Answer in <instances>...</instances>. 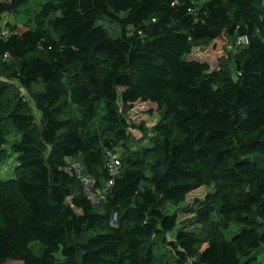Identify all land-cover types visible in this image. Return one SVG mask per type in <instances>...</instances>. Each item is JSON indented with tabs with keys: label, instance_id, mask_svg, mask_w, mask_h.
Listing matches in <instances>:
<instances>
[{
	"label": "trees",
	"instance_id": "obj_1",
	"mask_svg": "<svg viewBox=\"0 0 264 264\" xmlns=\"http://www.w3.org/2000/svg\"><path fill=\"white\" fill-rule=\"evenodd\" d=\"M28 2L0 0V23ZM7 26L0 163L17 157L0 179V264H259L264 0H49ZM137 104L152 129L129 120ZM70 163L99 189L113 178L100 202Z\"/></svg>",
	"mask_w": 264,
	"mask_h": 264
},
{
	"label": "rangeland",
	"instance_id": "obj_2",
	"mask_svg": "<svg viewBox=\"0 0 264 264\" xmlns=\"http://www.w3.org/2000/svg\"><path fill=\"white\" fill-rule=\"evenodd\" d=\"M2 1H7V0H2ZM49 0H29V2L22 8V11L16 15L12 14H6L3 17L2 22L0 23V35H3V33L7 30V25L8 24H24L26 22L34 21V17L41 5V3L47 2ZM200 2L207 1V0H199ZM109 30L114 33V34H119L120 29L118 25L113 24V23H104ZM226 49V47H225ZM227 49H231V46L228 45ZM213 53L208 55V59L211 60V63L213 66L217 65L219 57L221 55L226 54L225 51L223 52H217V51H212ZM32 106L34 107V113L38 118H40V113L35 109L34 104L31 102ZM151 106L150 105H140L137 104L134 109L130 112L129 120L133 124H140V123H145V125L149 128L152 129L156 123L159 120V116L155 112H150ZM153 110V109H152ZM133 134L136 135L137 138L142 137V133L137 130L133 129L132 130ZM152 136V133L150 134V137ZM150 137L144 138L141 146H148L150 144ZM17 156L12 157L10 160L4 161L0 163V179H9L15 176L14 173V166L16 164L15 158ZM212 188L208 187H201L193 192H191L188 195L187 202L182 204L181 207L184 208L187 205H195L196 200H201L206 197V195L210 192H212ZM175 211L174 207H169V212ZM180 217L183 218L185 217L184 213H180ZM238 226H232L230 230L226 231V236L227 238H232L235 233L239 231ZM175 234L171 233L170 236L173 237ZM259 264H264V249L262 252L259 254Z\"/></svg>",
	"mask_w": 264,
	"mask_h": 264
},
{
	"label": "built area",
	"instance_id": "obj_3",
	"mask_svg": "<svg viewBox=\"0 0 264 264\" xmlns=\"http://www.w3.org/2000/svg\"><path fill=\"white\" fill-rule=\"evenodd\" d=\"M9 31L6 30L3 35H8ZM243 42L246 43L247 39L246 37L240 38L238 43ZM121 166L120 157L116 153L110 154V162H109V170L110 174L114 177ZM68 169L76 175V177L81 181L83 185V190L85 193V196L93 201L94 203L100 202L106 195V193L109 191L111 186L114 183L113 178L105 185L104 189H99L95 186V180L90 177L86 171L85 167L82 164L79 163H70L68 166ZM186 264H194L191 260L188 261Z\"/></svg>",
	"mask_w": 264,
	"mask_h": 264
}]
</instances>
